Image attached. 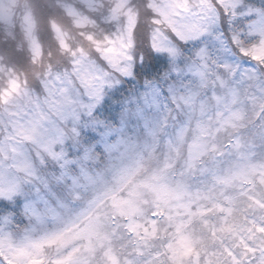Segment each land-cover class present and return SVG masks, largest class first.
I'll use <instances>...</instances> for the list:
<instances>
[{"label": "snow or ice", "instance_id": "6c2138e0", "mask_svg": "<svg viewBox=\"0 0 264 264\" xmlns=\"http://www.w3.org/2000/svg\"><path fill=\"white\" fill-rule=\"evenodd\" d=\"M114 11L32 85L0 45V264H264V0Z\"/></svg>", "mask_w": 264, "mask_h": 264}, {"label": "trees", "instance_id": "16d2710c", "mask_svg": "<svg viewBox=\"0 0 264 264\" xmlns=\"http://www.w3.org/2000/svg\"><path fill=\"white\" fill-rule=\"evenodd\" d=\"M57 0H53V2H56ZM66 3H72V0H64ZM104 2V6H98L96 11L86 10L83 8L82 5L75 4L77 6L78 10H80L83 14H88L95 22L93 25H91V28L89 30V33L94 34L96 36V40L98 42L102 41L104 39V36L107 32H110L112 27H117L118 25L123 26L125 24V17L122 16V14L119 15V20L112 21L111 23L104 22V19L107 15H109L110 10L117 4L118 2H115V0H100ZM132 3V0H130ZM37 2H32V7L34 9V12H36V15L39 17L38 14H40V11H37ZM130 3V4H131ZM30 5V4H29ZM65 12V11H63ZM59 14L61 16V19H57L56 21L60 26H62L63 31L68 34V45L70 46L69 49H64L63 46L59 45V41L54 40L53 34V28L50 27H44L42 25L38 26V35L40 36V43L43 50V57H41L40 60L35 61L34 63H25L23 65V71L28 74V82L30 85L35 83L34 76L40 74L42 71H44L46 68H63L72 58V51L76 52V50H79L80 47H82L86 52H89L92 55H95V51L93 48V43L87 38L88 34H85L83 29L86 27H79L76 28L71 25V19L70 15L65 13ZM141 21H143V13H141L140 16ZM4 25V24H3ZM2 23L0 22V42L4 44L7 42L8 44H11L13 46H16L18 48H22L24 50V55L27 57L29 55V41L27 40V37L25 36L24 29L21 26L20 23H17L16 26L12 25V31L7 32L5 30ZM49 28V29H48ZM118 28V27H117ZM83 33L84 35H81ZM53 43L51 42V40ZM1 44V45H2ZM56 49V52L54 53V49ZM93 52V53H92ZM7 60H4V63H6ZM19 70V69H18ZM23 76L20 77L21 81L23 80ZM5 84V79L0 74V88H2ZM4 105L2 102H0V108H2Z\"/></svg>", "mask_w": 264, "mask_h": 264}, {"label": "rangeland", "instance_id": "374dc122", "mask_svg": "<svg viewBox=\"0 0 264 264\" xmlns=\"http://www.w3.org/2000/svg\"><path fill=\"white\" fill-rule=\"evenodd\" d=\"M32 2H37L36 4L39 5L40 8V14L39 17L36 15V12H34L32 5ZM115 2H118L115 4V6L119 4H125L128 5L131 3L130 0H115ZM30 4V5H29ZM78 5H84L83 8L86 10L96 11L98 6H104V2L100 0H72V3H66L64 0H57L56 2H53V0H11V6L7 8L5 11L0 13V22L2 23V27L5 28L7 32L12 31V25L14 24L16 26L17 23H20L21 26L24 29L25 36L28 40V31L31 26V30L34 34V36L37 38L38 42L40 43V36L38 35V26L42 25L44 27H50L52 23L56 25V28L53 29L54 40L59 41V45L63 46L64 49H69L70 46L68 45V34H66L63 31L62 26L58 24L56 21L57 19H61V14L63 12L62 9L65 8V6L74 8L75 14L70 15L71 19V25L83 29L85 34H88L87 38L93 43V48L95 49L97 47V40L96 36L94 34H90L89 30L91 28V25L94 24V20L88 15L83 14L80 10H78ZM115 6L110 10L109 15H107L104 19V22L111 23L112 21L119 20V15L122 14V16L125 17V24L127 23V15L124 12L116 13L114 11ZM51 13V14H49ZM65 13V12H63ZM66 14V13H65ZM113 15L116 16L115 20L111 19ZM67 16V14H66ZM77 18H79L80 22L76 23ZM39 24V25H38ZM118 28L121 27V25L117 26ZM49 29V28H48ZM59 33V35H57ZM81 35H84L81 33ZM51 40V39H50ZM61 40L63 41V44H61ZM53 43V41L51 40ZM2 43L0 42V45ZM100 46H104L107 44V38L106 35L104 36V39L99 42ZM41 45V43H40ZM54 53L56 52V49L53 47ZM83 50L85 53L90 54L89 52H86L82 47L79 48V50H76V54H80V50ZM74 51H72L73 54ZM93 53V52H92ZM71 54V55H72ZM92 55V54H91ZM43 57V56H42ZM41 57H38L35 61L40 60ZM0 63H4V61H0Z\"/></svg>", "mask_w": 264, "mask_h": 264}]
</instances>
